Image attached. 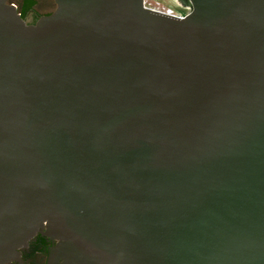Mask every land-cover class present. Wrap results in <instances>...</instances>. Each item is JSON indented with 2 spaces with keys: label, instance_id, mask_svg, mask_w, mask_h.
I'll return each mask as SVG.
<instances>
[{
  "label": "water",
  "instance_id": "water-1",
  "mask_svg": "<svg viewBox=\"0 0 264 264\" xmlns=\"http://www.w3.org/2000/svg\"><path fill=\"white\" fill-rule=\"evenodd\" d=\"M0 0V264H264V0Z\"/></svg>",
  "mask_w": 264,
  "mask_h": 264
},
{
  "label": "flooded vegetation",
  "instance_id": "flooded-vegetation-1",
  "mask_svg": "<svg viewBox=\"0 0 264 264\" xmlns=\"http://www.w3.org/2000/svg\"><path fill=\"white\" fill-rule=\"evenodd\" d=\"M7 3L27 25H35L41 18L53 14L57 8L55 0H7ZM56 244V241L38 234L27 247L19 250L18 260L8 264H48L50 250Z\"/></svg>",
  "mask_w": 264,
  "mask_h": 264
},
{
  "label": "built area",
  "instance_id": "built-area-1",
  "mask_svg": "<svg viewBox=\"0 0 264 264\" xmlns=\"http://www.w3.org/2000/svg\"><path fill=\"white\" fill-rule=\"evenodd\" d=\"M144 6L148 9L160 12L162 14L172 16L179 19L186 18L191 13V5L189 2L185 3L182 0H172V4L166 7L165 9H158L154 7H150L148 5V0H144ZM176 7L181 8L184 12H187L185 15L180 14L176 11Z\"/></svg>",
  "mask_w": 264,
  "mask_h": 264
},
{
  "label": "rangeland",
  "instance_id": "rangeland-1",
  "mask_svg": "<svg viewBox=\"0 0 264 264\" xmlns=\"http://www.w3.org/2000/svg\"><path fill=\"white\" fill-rule=\"evenodd\" d=\"M171 4H172V0H148V5L150 7H154V8H158V9H165L166 7H168ZM176 11L179 12L180 14H183V15H185L187 13V12H184L179 7H176Z\"/></svg>",
  "mask_w": 264,
  "mask_h": 264
},
{
  "label": "trees",
  "instance_id": "trees-1",
  "mask_svg": "<svg viewBox=\"0 0 264 264\" xmlns=\"http://www.w3.org/2000/svg\"><path fill=\"white\" fill-rule=\"evenodd\" d=\"M182 1H184L185 3L189 2L188 0H182Z\"/></svg>",
  "mask_w": 264,
  "mask_h": 264
},
{
  "label": "bare ground",
  "instance_id": "bare-ground-1",
  "mask_svg": "<svg viewBox=\"0 0 264 264\" xmlns=\"http://www.w3.org/2000/svg\"><path fill=\"white\" fill-rule=\"evenodd\" d=\"M153 6V5H152ZM156 6V5H155Z\"/></svg>",
  "mask_w": 264,
  "mask_h": 264
}]
</instances>
